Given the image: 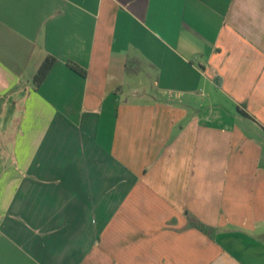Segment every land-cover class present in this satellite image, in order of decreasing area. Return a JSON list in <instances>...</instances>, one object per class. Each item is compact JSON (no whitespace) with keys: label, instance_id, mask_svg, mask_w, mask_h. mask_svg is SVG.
<instances>
[{"label":"crops","instance_id":"1","mask_svg":"<svg viewBox=\"0 0 264 264\" xmlns=\"http://www.w3.org/2000/svg\"><path fill=\"white\" fill-rule=\"evenodd\" d=\"M263 241L264 0H0V264H264Z\"/></svg>","mask_w":264,"mask_h":264},{"label":"trees","instance_id":"2","mask_svg":"<svg viewBox=\"0 0 264 264\" xmlns=\"http://www.w3.org/2000/svg\"><path fill=\"white\" fill-rule=\"evenodd\" d=\"M56 61H57L56 58L53 56H49L43 61V63L41 64L40 68L38 69V71L34 77V85H35L36 89L40 88V86L44 83V81L48 77L49 73L53 69L54 65L56 64ZM69 67L71 69H73L75 72H77L83 76H86L85 70L78 67L77 65L69 64ZM194 225L198 229H200L201 231H203L205 234H207L209 236H211V233L214 230L212 227L207 226V225H205L201 222H198V221H194Z\"/></svg>","mask_w":264,"mask_h":264},{"label":"rangeland","instance_id":"3","mask_svg":"<svg viewBox=\"0 0 264 264\" xmlns=\"http://www.w3.org/2000/svg\"><path fill=\"white\" fill-rule=\"evenodd\" d=\"M264 242V241H263Z\"/></svg>","mask_w":264,"mask_h":264}]
</instances>
